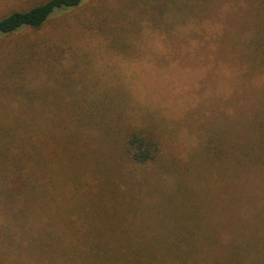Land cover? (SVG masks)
<instances>
[{"label": "rangeland", "instance_id": "obj_1", "mask_svg": "<svg viewBox=\"0 0 264 264\" xmlns=\"http://www.w3.org/2000/svg\"><path fill=\"white\" fill-rule=\"evenodd\" d=\"M44 1L0 0V18ZM163 5V0H85L54 14L42 29L0 36V142L7 130L18 128L8 113L21 112L22 97L33 100L32 112L66 117L72 135L73 130L109 133L111 141L116 136L122 143L130 130H143L159 143L160 160L115 164L112 173L101 172L152 189L135 198L126 189L119 193L125 194L126 209L140 203L172 208L183 201V215L192 208L189 202L199 199L204 227L218 224L215 237L225 239L230 231L235 236L228 221L234 198L244 216L235 227L240 243L264 250V217L253 211L264 202L258 167L246 168L250 177L236 176L240 185L233 190L226 158L217 160L212 153L216 143L225 149L231 120L241 133L248 115L264 116V54L253 47L264 33L255 13L258 2L168 0ZM69 81L89 87L79 100L82 122L71 115L78 109L71 105ZM90 155L84 163L92 161ZM93 159L109 169L108 158ZM250 178L258 185L246 187ZM246 258L244 264H264V255Z\"/></svg>", "mask_w": 264, "mask_h": 264}, {"label": "trees", "instance_id": "obj_2", "mask_svg": "<svg viewBox=\"0 0 264 264\" xmlns=\"http://www.w3.org/2000/svg\"><path fill=\"white\" fill-rule=\"evenodd\" d=\"M84 1L46 0L14 10L0 18V36L25 28L42 29L54 14L72 11ZM167 1L163 0V7ZM257 2L255 13L264 31V0ZM256 39L254 50L263 55L264 33ZM25 82L17 87L22 90ZM85 88L89 89L69 81L71 105L78 109L71 114L79 118L76 122H82L79 100ZM36 99L34 94V109ZM29 102L33 100L22 97L21 112L8 113L18 128L7 130L0 142V264H244L249 255H264L259 247L249 250L240 243L235 227L244 216L234 198L228 221L235 236L230 231L225 239L215 237L218 224L204 227L197 214L199 199L190 201L192 208L183 215L180 206L187 204L183 201L172 208L168 203L124 207L125 194L119 195L123 190L135 198L139 192L149 194L152 189L142 187L139 180L124 181L101 172L112 173L115 164L140 166L160 160V145L150 133L132 129L121 143L116 136L111 141L109 133L81 135L83 130H73L85 138L84 144L68 133L66 117L32 112ZM87 114L90 117L93 111ZM246 120L241 133L231 120L225 149L216 143L212 152L217 160L226 158L223 165L233 190L240 185L234 181L236 176H252L246 169L249 166H257L264 179V116L248 115ZM88 154L92 161L84 163ZM95 155L108 158L109 169L93 159ZM244 183L249 188L258 185L251 178ZM260 210H264V202L253 210L258 219L264 217ZM254 263L259 264V260Z\"/></svg>", "mask_w": 264, "mask_h": 264}]
</instances>
